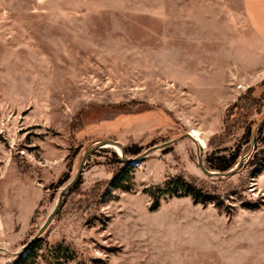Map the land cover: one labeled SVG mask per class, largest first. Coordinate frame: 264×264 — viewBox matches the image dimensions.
Instances as JSON below:
<instances>
[{
  "label": "rangeland",
  "instance_id": "rangeland-1",
  "mask_svg": "<svg viewBox=\"0 0 264 264\" xmlns=\"http://www.w3.org/2000/svg\"><path fill=\"white\" fill-rule=\"evenodd\" d=\"M263 117L264 43L242 0H0V264L25 251L106 139L143 151L175 140L130 162V191L106 189L116 148L87 157L38 264H264ZM248 126L244 167L204 174L198 156L208 168ZM179 173L222 207L162 195L151 211L146 191Z\"/></svg>",
  "mask_w": 264,
  "mask_h": 264
},
{
  "label": "trees",
  "instance_id": "trees-1",
  "mask_svg": "<svg viewBox=\"0 0 264 264\" xmlns=\"http://www.w3.org/2000/svg\"><path fill=\"white\" fill-rule=\"evenodd\" d=\"M254 98V97H253ZM264 125H261L257 128V132L262 129ZM251 134V127L248 126L246 131L243 135V143L237 146L236 150L232 151L231 153L226 154V148L213 151L210 153L206 161L208 163L207 170L209 171H217L220 173H225L230 171L232 168L234 169L237 164L239 163L240 157V148L242 144L248 143L252 140ZM257 140V139H256ZM124 154L127 158L128 156H137L143 152L142 147L133 144L129 147H122ZM164 148L163 150H166ZM258 153L261 155L259 158L260 162L264 161V148ZM112 156V163L117 164L119 167L117 170L114 171L112 178L108 181L106 189H119L122 191H130L132 189V171L133 166L124 160L121 156H119L115 151H111ZM256 156V155H255ZM247 162V161H246ZM246 162H242L238 166V170H241ZM220 177V176H214ZM68 176L65 178H61L59 180V185H64L65 182L68 180ZM75 187V186H74ZM73 187V188H74ZM72 188V189H73ZM71 189V190H72ZM148 196L151 198V205L149 209L151 211L156 210L160 206V199L163 196H170V197H190L194 204H207L213 203L216 207H222L223 200L220 194H217L207 188L203 187L202 185H198L194 180L191 178L189 179L184 174L179 173L175 176L171 177L166 183L165 186L159 188L156 192L146 191ZM245 208H255V205L251 203H245L243 205ZM42 240V236L34 238L27 246L25 251L20 252L15 258L8 264H38L37 260V251L40 248V243ZM57 253V252H56ZM53 264H65V258H61L59 256L54 257Z\"/></svg>",
  "mask_w": 264,
  "mask_h": 264
},
{
  "label": "water",
  "instance_id": "water-1",
  "mask_svg": "<svg viewBox=\"0 0 264 264\" xmlns=\"http://www.w3.org/2000/svg\"><path fill=\"white\" fill-rule=\"evenodd\" d=\"M263 121H264V117L261 120L260 124ZM186 135L191 137L194 141H196V138H194L191 134L187 133ZM174 140H169V141H166V142L161 143L159 145H153V146L149 147L148 149H146L145 151H143L141 154L137 155L134 158H127L125 156V154H124L122 146L119 143L111 141V140H107V139L104 140V141L98 142L93 147H91L90 149L86 150L84 152V154H83L81 162H80V164L78 166V169H77V171L75 173V176L73 177V179L71 181H69L60 190L59 196H58V199H57V202H56V205H55L54 209L52 210L51 214L48 215L47 219L45 220L43 225L39 228V230H37V233H36L35 236L39 237L42 234V232L46 229V227L51 223V221L53 220L54 216L56 215V213H57V211H58V209L60 207L61 201L63 200L62 199L63 195L74 187V185L76 184L78 178L81 175L83 166L85 165V163L87 161V157H89L91 154H93L94 152L98 151L101 148H104V147H107V146H115V145H117L119 147V149H120V153H118V155L121 156L128 163H130V162L139 161V160L145 158L148 155V153H151V152H153V151H155L157 149L164 148V147H167V146L171 145L174 142ZM242 161H243V159H241L239 161L237 167L242 163ZM198 165H199V168L201 169V171L204 174H206L207 176H209V177H211V176H227V175L234 174L235 171L237 170V168L236 169H231L230 171L225 172V173H220V172H217V171H209V170H207V168L205 166H203L204 164L202 162L201 156H198Z\"/></svg>",
  "mask_w": 264,
  "mask_h": 264
},
{
  "label": "crops",
  "instance_id": "crops-1",
  "mask_svg": "<svg viewBox=\"0 0 264 264\" xmlns=\"http://www.w3.org/2000/svg\"><path fill=\"white\" fill-rule=\"evenodd\" d=\"M242 3L250 29L264 43V0H242Z\"/></svg>",
  "mask_w": 264,
  "mask_h": 264
},
{
  "label": "bare ground",
  "instance_id": "bare-ground-1",
  "mask_svg": "<svg viewBox=\"0 0 264 264\" xmlns=\"http://www.w3.org/2000/svg\"><path fill=\"white\" fill-rule=\"evenodd\" d=\"M193 136H195L196 137V139H197V141H199V144H202V140L200 139V137L198 136V134H197V132H193V133H191ZM116 148L117 149V151H118V153L120 152V150L117 148V147H115V146H112V148Z\"/></svg>",
  "mask_w": 264,
  "mask_h": 264
}]
</instances>
